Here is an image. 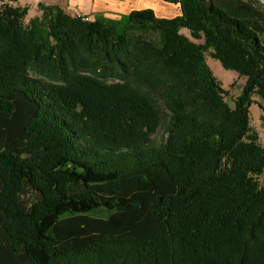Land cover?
<instances>
[{"label":"trees","instance_id":"1","mask_svg":"<svg viewBox=\"0 0 264 264\" xmlns=\"http://www.w3.org/2000/svg\"><path fill=\"white\" fill-rule=\"evenodd\" d=\"M165 1L0 4V264H264V3Z\"/></svg>","mask_w":264,"mask_h":264},{"label":"rangeland","instance_id":"2","mask_svg":"<svg viewBox=\"0 0 264 264\" xmlns=\"http://www.w3.org/2000/svg\"><path fill=\"white\" fill-rule=\"evenodd\" d=\"M148 4L155 5V7L159 8V14H162L164 16H174L176 14H180V5L175 4L169 1L165 0H146ZM9 3V0H0V4L2 3ZM162 9V10H160ZM37 9L31 8L28 12V15L25 18V22L28 23L32 18L37 16ZM83 16V15H81ZM86 19H89L88 17L84 16ZM92 19V18H90ZM182 32L188 36H190L189 31L187 29H182ZM197 42H201L200 40H196ZM207 57V63L210 66L213 74L217 77V79L220 81L222 87L228 91V94H225L224 97L226 101H228L231 105H233V99L234 97L240 92L242 86L244 85L246 78L241 77L238 75V73L234 70H226L222 64L210 57L208 53L206 54ZM255 102L251 105L250 108V115H251V126L258 132L260 137V142L264 145V124L262 122L261 116H262V110L259 108V105L257 104L260 99L258 97H254ZM165 135V126L162 125L157 132L153 135V139L155 142L160 143Z\"/></svg>","mask_w":264,"mask_h":264},{"label":"crops","instance_id":"3","mask_svg":"<svg viewBox=\"0 0 264 264\" xmlns=\"http://www.w3.org/2000/svg\"><path fill=\"white\" fill-rule=\"evenodd\" d=\"M10 4L28 6L37 9V16L41 15L39 4L57 5L73 15H83L95 19L99 15L109 18H119L122 14L134 9L152 8L159 17H168L159 14V8L150 5L146 0H9ZM162 10V9H160ZM176 15H179L176 14ZM174 15V16H176ZM171 16V17H174Z\"/></svg>","mask_w":264,"mask_h":264},{"label":"water","instance_id":"4","mask_svg":"<svg viewBox=\"0 0 264 264\" xmlns=\"http://www.w3.org/2000/svg\"><path fill=\"white\" fill-rule=\"evenodd\" d=\"M262 2L264 3V0H262Z\"/></svg>","mask_w":264,"mask_h":264}]
</instances>
